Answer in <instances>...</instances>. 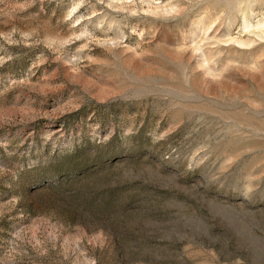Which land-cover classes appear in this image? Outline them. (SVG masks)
Masks as SVG:
<instances>
[{"label":"rangeland","instance_id":"374dc122","mask_svg":"<svg viewBox=\"0 0 264 264\" xmlns=\"http://www.w3.org/2000/svg\"><path fill=\"white\" fill-rule=\"evenodd\" d=\"M0 264H264V0H0Z\"/></svg>","mask_w":264,"mask_h":264}]
</instances>
